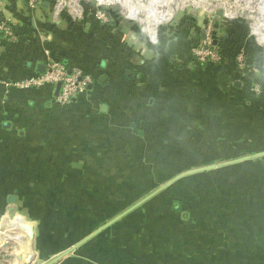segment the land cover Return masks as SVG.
<instances>
[{"label": "crops", "instance_id": "crops-1", "mask_svg": "<svg viewBox=\"0 0 264 264\" xmlns=\"http://www.w3.org/2000/svg\"><path fill=\"white\" fill-rule=\"evenodd\" d=\"M36 8L0 0V264H264V46L229 70L246 84L210 90L172 38L126 20L91 38ZM51 62L83 83L68 104L16 85ZM214 173L217 214L167 193Z\"/></svg>", "mask_w": 264, "mask_h": 264}, {"label": "rangeland", "instance_id": "rangeland-1", "mask_svg": "<svg viewBox=\"0 0 264 264\" xmlns=\"http://www.w3.org/2000/svg\"><path fill=\"white\" fill-rule=\"evenodd\" d=\"M28 3L35 8L39 5L55 11L60 8L64 20H69L67 27L73 26L79 33L84 31L91 38L97 37L100 29L117 35L118 24L124 20L139 28L148 44L150 40L159 43L170 42L172 38L175 65L186 66L179 56L187 48L193 60L188 67L199 66L205 72V89H210L215 78L216 82L221 80L222 90H229L231 82L246 84L242 78L249 75V66L260 65L259 60L253 63L250 55L252 40L259 44V51L264 46V0H28ZM252 10L257 12L246 13ZM130 31L126 30L129 44L134 42ZM131 45L134 47V43ZM148 49L145 46L142 57L148 58ZM231 66L242 77L238 81L235 72L229 71ZM191 184L193 187L186 191V184L181 181L167 193H173L176 199L195 201L193 204L200 207L202 214H217V192H223L217 186V173L193 180ZM191 212L196 213L193 209Z\"/></svg>", "mask_w": 264, "mask_h": 264}, {"label": "built area", "instance_id": "built-area-1", "mask_svg": "<svg viewBox=\"0 0 264 264\" xmlns=\"http://www.w3.org/2000/svg\"><path fill=\"white\" fill-rule=\"evenodd\" d=\"M8 23L0 22V32L12 37L13 34ZM58 84H61V90L57 101L62 104H68L76 97L83 83H81L77 74L69 73L61 63L51 62L43 74L29 80H23L16 85L21 87H55Z\"/></svg>", "mask_w": 264, "mask_h": 264}, {"label": "water", "instance_id": "water-1", "mask_svg": "<svg viewBox=\"0 0 264 264\" xmlns=\"http://www.w3.org/2000/svg\"><path fill=\"white\" fill-rule=\"evenodd\" d=\"M60 90H61V84H58L57 85V90H56V96H59ZM106 108H107L106 106H103L102 110L105 111Z\"/></svg>", "mask_w": 264, "mask_h": 264}, {"label": "bare ground", "instance_id": "bare-ground-1", "mask_svg": "<svg viewBox=\"0 0 264 264\" xmlns=\"http://www.w3.org/2000/svg\"><path fill=\"white\" fill-rule=\"evenodd\" d=\"M149 24V23H148Z\"/></svg>", "mask_w": 264, "mask_h": 264}]
</instances>
